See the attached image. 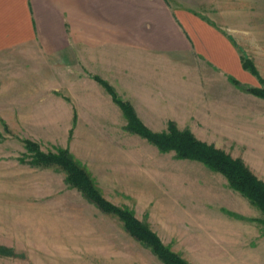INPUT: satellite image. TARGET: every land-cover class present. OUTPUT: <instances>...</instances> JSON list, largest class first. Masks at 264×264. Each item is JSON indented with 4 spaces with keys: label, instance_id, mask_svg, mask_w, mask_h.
<instances>
[{
    "label": "rangeland",
    "instance_id": "obj_1",
    "mask_svg": "<svg viewBox=\"0 0 264 264\" xmlns=\"http://www.w3.org/2000/svg\"><path fill=\"white\" fill-rule=\"evenodd\" d=\"M6 58L8 83L13 60ZM169 72L158 94L165 105L162 116L150 100L139 101L147 126L162 130L169 120H177L180 129L242 159L264 181V98L236 85L232 77H184L192 81L185 87ZM4 87L0 264H167L131 236L121 219L70 186L61 167L34 164L26 141L45 153L68 147L105 198L132 210L189 264H264V212L225 175L173 151L161 152L128 132L118 110L107 108V116L83 108L79 121L68 123L57 116L60 108L50 105L57 104L50 98L22 92L16 99L12 85Z\"/></svg>",
    "mask_w": 264,
    "mask_h": 264
},
{
    "label": "crops",
    "instance_id": "obj_2",
    "mask_svg": "<svg viewBox=\"0 0 264 264\" xmlns=\"http://www.w3.org/2000/svg\"><path fill=\"white\" fill-rule=\"evenodd\" d=\"M244 53L264 76V0H0V92L11 84L16 99L22 92L50 98L68 123L83 108L107 116L113 109L126 126L95 77L130 101L146 125L139 101L164 114L158 94L166 70L185 87L192 81L184 77L213 75L257 86Z\"/></svg>",
    "mask_w": 264,
    "mask_h": 264
},
{
    "label": "trees",
    "instance_id": "obj_3",
    "mask_svg": "<svg viewBox=\"0 0 264 264\" xmlns=\"http://www.w3.org/2000/svg\"><path fill=\"white\" fill-rule=\"evenodd\" d=\"M243 67L260 78L261 86H248L232 77V81L251 93L264 98V80L254 62L245 53L242 55ZM100 82L120 106L126 119L125 129L137 134L155 145L161 152H175L180 159L202 162L210 169L226 176L230 185L247 197L264 212V181L257 177L240 158H234L224 150L199 139L191 130L180 129L176 122L169 120L167 129L154 131L137 114L128 100L121 98L115 89L99 77ZM28 151L35 154L34 164L59 166L66 173V182L77 188L91 202L106 214L117 216L131 236L148 245L167 264H189L184 258L171 251L148 224L140 221L127 207H119L102 194L89 170L79 162L69 148H57L55 152H42L32 141L25 142ZM230 215L236 216L229 212ZM237 217V216H236Z\"/></svg>",
    "mask_w": 264,
    "mask_h": 264
}]
</instances>
